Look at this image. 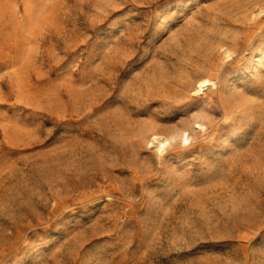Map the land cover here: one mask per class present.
Instances as JSON below:
<instances>
[{"label":"rangeland","instance_id":"1","mask_svg":"<svg viewBox=\"0 0 264 264\" xmlns=\"http://www.w3.org/2000/svg\"><path fill=\"white\" fill-rule=\"evenodd\" d=\"M0 264H264V0H0Z\"/></svg>","mask_w":264,"mask_h":264},{"label":"bare ground","instance_id":"2","mask_svg":"<svg viewBox=\"0 0 264 264\" xmlns=\"http://www.w3.org/2000/svg\"><path fill=\"white\" fill-rule=\"evenodd\" d=\"M209 83H210V80H207L206 79V80L201 81L199 86L200 87H203V86L209 85ZM152 142L153 143L158 142L159 143L158 146H164V147H166L165 146L166 145L165 140L161 136H158V135L157 136H154L153 139H152Z\"/></svg>","mask_w":264,"mask_h":264},{"label":"snow or ice","instance_id":"3","mask_svg":"<svg viewBox=\"0 0 264 264\" xmlns=\"http://www.w3.org/2000/svg\"><path fill=\"white\" fill-rule=\"evenodd\" d=\"M47 123L51 124L52 121L50 120V121H48ZM60 130H61V129H59L58 127H56V131L54 132V135L57 134Z\"/></svg>","mask_w":264,"mask_h":264}]
</instances>
